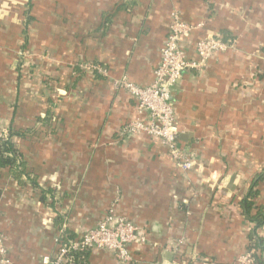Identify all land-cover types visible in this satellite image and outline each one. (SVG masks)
<instances>
[{"label": "crops", "instance_id": "obj_1", "mask_svg": "<svg viewBox=\"0 0 264 264\" xmlns=\"http://www.w3.org/2000/svg\"><path fill=\"white\" fill-rule=\"evenodd\" d=\"M172 12L198 26L181 41L189 60L205 37L234 47L172 89L188 172L159 140L123 134L135 102L114 84L153 83ZM78 63L99 75L79 69L72 79ZM9 128L33 131L12 139L21 183L0 168L11 264H42L61 230L78 238L110 210L147 237L130 246L128 264H237L255 226L241 202L264 170V0H0V134ZM256 190L251 213L264 214V179ZM254 232L264 240V222ZM65 264L118 263L92 249Z\"/></svg>", "mask_w": 264, "mask_h": 264}, {"label": "built area", "instance_id": "obj_2", "mask_svg": "<svg viewBox=\"0 0 264 264\" xmlns=\"http://www.w3.org/2000/svg\"><path fill=\"white\" fill-rule=\"evenodd\" d=\"M168 33L160 50L159 64L154 72V81L147 87H139L125 78L114 84L126 91L135 102L136 118L127 122L122 132L125 136L144 133L152 139L159 140L168 150L170 158L184 172L194 167L191 155L179 143V130L175 123L173 108L170 102L175 84L189 70H199L214 54L232 49L231 42L209 36L198 40L195 45L197 61L189 60L182 48L181 41L187 38L198 26L181 20L176 12L171 13ZM21 60L23 51L17 52ZM22 62V60H21ZM82 69H93L91 65H81ZM102 75L104 72L99 71ZM7 129L0 136L7 137ZM61 230L55 238L56 253L53 257L45 256L42 264H65L71 262V255L78 251L92 249L110 253L118 264L134 263L130 246L134 243L144 244L147 241L145 232L122 217H115L110 210L92 229L78 238L65 237ZM0 233V264H11ZM237 264H255L253 251H246L236 259Z\"/></svg>", "mask_w": 264, "mask_h": 264}, {"label": "trees", "instance_id": "obj_3", "mask_svg": "<svg viewBox=\"0 0 264 264\" xmlns=\"http://www.w3.org/2000/svg\"><path fill=\"white\" fill-rule=\"evenodd\" d=\"M28 17L27 20L30 19L29 10H27ZM220 38L223 42L225 41L221 36H215ZM231 42V41H230ZM100 67V66H99ZM103 68V67H101ZM79 69L81 68V64L78 63L74 66L72 69V79L73 77L77 76L79 73ZM83 70V69H82ZM102 70V69H101ZM93 74L99 75L94 68L92 69ZM100 73V72H99ZM101 74V73H100ZM102 75V74H101ZM105 76V75H103ZM52 101L51 98L49 100ZM39 119V118H38ZM50 121V117L48 114L45 115L44 119L40 120V123H46ZM35 132V131H34ZM7 137L4 138L3 136H0V168L7 169L12 178L17 181V183H21L22 177L25 176L26 170L24 167V161L23 156L21 155V150L17 148V144L14 143L12 140L14 137L24 139V136L27 134H33V131L31 129L24 130L22 132H16L13 129L9 128L7 129ZM44 133V132H43ZM264 179V170L256 174V176L252 179L249 188L248 193L241 202V208L243 210L244 216L251 222H254V230L257 228H260L264 222V214L261 211H257L255 214L251 213V206H252V199L256 197L257 190L256 185L259 181ZM31 184L33 183V178L28 179ZM252 230L248 236V251H253V255L255 258V264H264V259H262V254L264 253V240H260L259 238L255 239V232ZM65 237L67 236L66 233H64ZM71 239L70 237H68ZM88 251H78L71 255V261L76 262L77 260L82 261L84 258H86Z\"/></svg>", "mask_w": 264, "mask_h": 264}]
</instances>
